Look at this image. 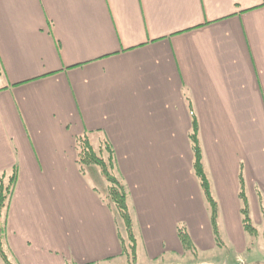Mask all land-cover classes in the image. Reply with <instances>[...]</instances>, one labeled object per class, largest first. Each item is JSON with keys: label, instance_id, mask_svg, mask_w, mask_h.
I'll use <instances>...</instances> for the list:
<instances>
[{"label": "crops", "instance_id": "0c3cea01", "mask_svg": "<svg viewBox=\"0 0 264 264\" xmlns=\"http://www.w3.org/2000/svg\"><path fill=\"white\" fill-rule=\"evenodd\" d=\"M192 116L223 242L244 249L240 173L264 226V0H0V174L16 173L9 261L124 257L111 209L76 166L83 134L109 143L148 261L185 256L179 223L198 252L216 248L192 173ZM180 157L196 199L188 220Z\"/></svg>", "mask_w": 264, "mask_h": 264}, {"label": "trees", "instance_id": "16d2710c", "mask_svg": "<svg viewBox=\"0 0 264 264\" xmlns=\"http://www.w3.org/2000/svg\"><path fill=\"white\" fill-rule=\"evenodd\" d=\"M188 139L193 156L192 173L198 183L199 190L209 213V223L212 230L214 244L216 248L222 250L225 249L226 246L224 245L219 229L218 205L212 195L210 183L203 168L202 151L198 140V127L193 116ZM75 150L76 166L80 174L83 175L85 168L92 166L97 167L102 178L106 181L108 185L106 190L107 195L104 197L105 200H102L110 209L113 206V209L116 211L124 229L121 233L124 236H121L116 224L117 238L121 247V256L126 257L129 264H136L135 250L137 239L133 230V218L128 202L129 195L122 179L119 177L113 151L109 143L107 140H103L95 145L92 140H90L88 134H83L76 138ZM15 179V171H13L7 178L5 173L0 174V260L3 264H12L8 259L4 247V241L6 233V211L14 190ZM238 182V200L240 202L239 214L242 229L246 236L255 237L257 231L253 226V222L249 215V205L245 195L244 182L241 173L239 174ZM107 202H110L111 205H108ZM111 212L113 214L112 210ZM261 216L264 224L263 211ZM176 235L185 254H197L198 250L193 244L185 224L179 223L176 226Z\"/></svg>", "mask_w": 264, "mask_h": 264}, {"label": "rangeland", "instance_id": "374dc122", "mask_svg": "<svg viewBox=\"0 0 264 264\" xmlns=\"http://www.w3.org/2000/svg\"><path fill=\"white\" fill-rule=\"evenodd\" d=\"M165 159L167 161L166 162L167 164L172 165L175 162L177 163V165L180 166L181 198L178 206V211L181 220L182 219L188 220L189 218L188 216H191V214H188L189 206L193 204L196 200L193 194L191 195L190 192L191 187L186 182V181H190L189 180L190 177L188 174V159L185 157L173 158L175 159L174 162H172V158H165ZM83 175L87 180V182L96 189V192L98 193L99 197L101 199H104V197H106L105 195H107L106 190L108 185L104 180V178H102L99 169L93 166L85 168ZM195 191L196 189H194V192ZM107 203L108 205H111L110 202ZM165 205L167 206L166 203ZM111 210L113 211L114 217L116 219V224L118 226L119 233L121 236H124L123 234H121L124 230L122 227V223L120 222V219L118 218L116 211L113 209V206L111 207ZM194 219H195L194 221L195 227L192 228L191 232L193 234L198 235L201 231L200 233V238H201L202 226H200L199 222H197L198 221L197 217H195ZM261 223H262V219H261ZM254 227L257 231V235L255 237L247 236L246 247L244 249H242L241 247L240 249L237 250V249H233L228 245V248L219 250L218 248H215L214 246L211 245L209 250H204V251L200 250V252H197L196 255L185 254V256L178 257L175 254H170L167 258L166 257L163 258L164 261L163 260L148 261L146 259V255L144 253L141 241L138 239L135 250L136 264H223L224 261L225 264H240V263L264 264V226L262 227L261 225H257ZM201 240L203 242V239ZM0 264L3 263L0 261ZM110 264H129V263L127 262L126 257H123L122 259L116 260Z\"/></svg>", "mask_w": 264, "mask_h": 264}, {"label": "water", "instance_id": "95a60500", "mask_svg": "<svg viewBox=\"0 0 264 264\" xmlns=\"http://www.w3.org/2000/svg\"><path fill=\"white\" fill-rule=\"evenodd\" d=\"M223 264H225V261L223 262ZM240 264H243V263H240Z\"/></svg>", "mask_w": 264, "mask_h": 264}]
</instances>
